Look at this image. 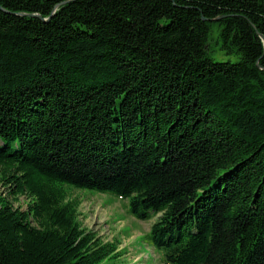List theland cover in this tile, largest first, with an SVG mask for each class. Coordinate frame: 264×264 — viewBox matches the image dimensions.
Here are the masks:
<instances>
[{"label": "trees", "instance_id": "obj_1", "mask_svg": "<svg viewBox=\"0 0 264 264\" xmlns=\"http://www.w3.org/2000/svg\"><path fill=\"white\" fill-rule=\"evenodd\" d=\"M262 38L264 0H0V264L120 256L70 187L164 264H264Z\"/></svg>", "mask_w": 264, "mask_h": 264}, {"label": "rangeland", "instance_id": "obj_2", "mask_svg": "<svg viewBox=\"0 0 264 264\" xmlns=\"http://www.w3.org/2000/svg\"><path fill=\"white\" fill-rule=\"evenodd\" d=\"M215 59L230 58L214 45ZM233 60L234 58L231 57ZM69 195L80 201L78 212L81 225L97 232L104 241H116L120 256L106 258L97 264H164L162 253L150 242L149 230L155 217L137 219L128 211V201L112 193L70 187ZM0 195L14 207L27 208L28 199L24 196L9 195V190L0 183Z\"/></svg>", "mask_w": 264, "mask_h": 264}, {"label": "water", "instance_id": "obj_3", "mask_svg": "<svg viewBox=\"0 0 264 264\" xmlns=\"http://www.w3.org/2000/svg\"><path fill=\"white\" fill-rule=\"evenodd\" d=\"M262 40H263V38H262ZM263 42H264V40H263Z\"/></svg>", "mask_w": 264, "mask_h": 264}]
</instances>
